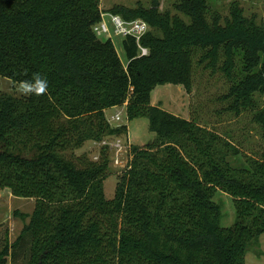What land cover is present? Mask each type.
I'll list each match as a JSON object with an SVG mask.
<instances>
[{"label":"trees","instance_id":"trees-1","mask_svg":"<svg viewBox=\"0 0 264 264\" xmlns=\"http://www.w3.org/2000/svg\"><path fill=\"white\" fill-rule=\"evenodd\" d=\"M101 1L0 0V77L20 83L38 72L49 82V95H0V191L36 201L0 264L26 239L27 264H246L250 245L264 236V156L235 168L234 144L153 105V92L165 85L191 91L194 58L203 52L200 64L230 81L241 64L227 110H256V94L264 95V24L246 17L239 2L224 25L206 0L175 6L189 23L161 12L159 0L114 7L109 13L151 27L141 41L147 56L135 39L124 40V65L115 44L94 32ZM124 106L128 121L148 119L156 138L132 148L131 170L109 200L110 151L102 148L98 161L74 152L127 135L128 125L113 127L105 113ZM254 121L264 138V109ZM219 193L235 203L230 227L221 226Z\"/></svg>","mask_w":264,"mask_h":264},{"label":"rangeland","instance_id":"rangeland-1","mask_svg":"<svg viewBox=\"0 0 264 264\" xmlns=\"http://www.w3.org/2000/svg\"><path fill=\"white\" fill-rule=\"evenodd\" d=\"M206 1L211 13L221 14L223 25L225 19L230 15L233 2L240 3L244 8L246 17L254 18L258 24H264V0ZM152 2L153 0H102L101 8L105 12H110L114 7L136 9L141 5L150 8ZM159 2L161 12H171L179 15L187 23L190 22L188 17L175 9L181 0H159ZM113 43L122 62L127 65L128 59L124 50V39L116 37ZM202 55L203 52H198L194 58L191 91H188L184 86H158L153 92V105L160 106L167 112L181 118L195 121L228 139L240 151L239 156L230 159L231 164L235 168H243L247 165L249 157L260 160L264 156V138L261 127L254 121L256 111L264 109V95L256 94L258 103L256 110L246 111L240 116L230 113L227 109L231 102L225 97L231 91L234 83L244 76L241 71V64L235 70V79L230 81L220 70L217 69L214 72L212 69H206V65H201L199 61ZM238 61L240 63V57ZM18 87L19 83L0 77V95L5 94L16 98L26 97L18 92ZM118 112H122L121 121L114 120ZM106 114L113 127L128 125V134L120 138L122 141L128 138L133 147H144L155 140V134L149 129V120L141 118L129 122L126 106L109 109ZM101 150L102 147L99 143L88 142L82 149L76 150L74 155L76 157L86 155L90 160L97 161L98 159L95 160V157L100 158ZM68 155L70 156L71 153ZM109 170L111 174L104 183V189L107 199L113 200L123 174L119 173L121 168L114 165L112 153H110ZM215 201L222 207L221 226H232L236 221L234 200L227 194L219 193ZM35 207V199L16 198L8 189L0 191V252L6 244L13 246L16 243L25 226L29 224ZM22 215L27 217L24 218ZM11 251L13 252L9 258V264H27L30 242L27 239L23 240L17 248H13ZM246 264H264V236L250 245Z\"/></svg>","mask_w":264,"mask_h":264},{"label":"built area","instance_id":"built-area-1","mask_svg":"<svg viewBox=\"0 0 264 264\" xmlns=\"http://www.w3.org/2000/svg\"><path fill=\"white\" fill-rule=\"evenodd\" d=\"M150 30V25L143 20L128 21L119 15L103 10L100 23L94 27V32L100 39L111 40L112 42L116 37L124 40L128 38L135 39L140 50V56L149 54V50L141 45V41ZM114 120L121 121L122 112H118ZM99 144L102 148H106L112 153L114 165L117 168H121L119 173L124 174L131 170L134 156L132 154L133 146L128 138L125 141H122L120 137L106 138ZM96 159L99 160V157H95Z\"/></svg>","mask_w":264,"mask_h":264},{"label":"clouds","instance_id":"clouds-1","mask_svg":"<svg viewBox=\"0 0 264 264\" xmlns=\"http://www.w3.org/2000/svg\"><path fill=\"white\" fill-rule=\"evenodd\" d=\"M49 82L41 73H33L29 79L19 83L18 92L23 96L49 95Z\"/></svg>","mask_w":264,"mask_h":264},{"label":"crops","instance_id":"crops-1","mask_svg":"<svg viewBox=\"0 0 264 264\" xmlns=\"http://www.w3.org/2000/svg\"><path fill=\"white\" fill-rule=\"evenodd\" d=\"M124 107H125V106H124ZM116 108H118V107H116ZM105 113H107V111H106ZM106 117H107V114H106Z\"/></svg>","mask_w":264,"mask_h":264}]
</instances>
